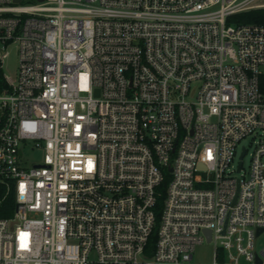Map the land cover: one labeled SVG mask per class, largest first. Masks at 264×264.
<instances>
[{"label": "built area", "instance_id": "obj_1", "mask_svg": "<svg viewBox=\"0 0 264 264\" xmlns=\"http://www.w3.org/2000/svg\"><path fill=\"white\" fill-rule=\"evenodd\" d=\"M257 1L0 0V264H264Z\"/></svg>", "mask_w": 264, "mask_h": 264}, {"label": "rangeland", "instance_id": "obj_2", "mask_svg": "<svg viewBox=\"0 0 264 264\" xmlns=\"http://www.w3.org/2000/svg\"><path fill=\"white\" fill-rule=\"evenodd\" d=\"M264 0H258L257 2H263ZM18 55L15 48H11L8 58L5 60L3 66V72L11 77L15 78L17 75ZM259 139H264V132L259 131L253 136H249L243 139L237 149L239 155L242 148L246 149V154L243 159V166L245 170H248L250 161L254 151L256 150L257 142ZM24 159L27 163H37L42 160V152L34 149H26ZM258 248L264 245V233L256 240ZM213 246L212 244L203 243L198 245L193 252V260L198 263H208L212 261Z\"/></svg>", "mask_w": 264, "mask_h": 264}, {"label": "trees", "instance_id": "obj_3", "mask_svg": "<svg viewBox=\"0 0 264 264\" xmlns=\"http://www.w3.org/2000/svg\"><path fill=\"white\" fill-rule=\"evenodd\" d=\"M229 22L237 24H257L264 26V9H254L242 12L232 16ZM260 89L264 93V75L260 79ZM168 181V174L166 173L164 181L157 187V199L154 207L155 215L158 216L165 197V189ZM4 189L0 186V217L6 218L11 216L15 207L13 194L10 193L5 199H2Z\"/></svg>", "mask_w": 264, "mask_h": 264}, {"label": "water", "instance_id": "obj_4", "mask_svg": "<svg viewBox=\"0 0 264 264\" xmlns=\"http://www.w3.org/2000/svg\"><path fill=\"white\" fill-rule=\"evenodd\" d=\"M15 2H19V0H14ZM38 1H42V0H38ZM244 154H245V152L243 151L242 153H241V156H240V159L242 160V158L244 157ZM241 166V163L239 164V167ZM206 232V234L208 235V240H209V235H210V232L209 231H205ZM259 232H261V230L259 229L258 230V233Z\"/></svg>", "mask_w": 264, "mask_h": 264}]
</instances>
